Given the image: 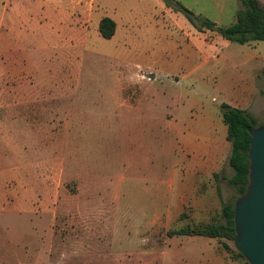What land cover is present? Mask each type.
<instances>
[{
    "label": "rangeland",
    "instance_id": "374dc122",
    "mask_svg": "<svg viewBox=\"0 0 264 264\" xmlns=\"http://www.w3.org/2000/svg\"><path fill=\"white\" fill-rule=\"evenodd\" d=\"M175 1L220 27L241 8ZM174 12L166 0H0V264H238L231 242L167 232L235 203L221 106L264 87V59ZM191 41L201 61L187 66ZM254 108L260 125L264 88Z\"/></svg>",
    "mask_w": 264,
    "mask_h": 264
},
{
    "label": "trees",
    "instance_id": "16d2710c",
    "mask_svg": "<svg viewBox=\"0 0 264 264\" xmlns=\"http://www.w3.org/2000/svg\"><path fill=\"white\" fill-rule=\"evenodd\" d=\"M166 1L167 7H175L199 32H214L222 39L240 45L264 41L263 1L239 0L241 8L236 12V21L227 27L216 26L213 21L195 15L192 11L174 0ZM98 33L102 39L110 40L115 34V22L108 17L102 18L98 24ZM221 110L222 121L226 125V140L231 146L228 164L233 170V175L227 179V182L236 190L237 199L245 193L248 185L249 161L247 159V151L251 140L248 129L261 127L264 125V122L257 125V119L253 115L227 104H223ZM217 194L221 199L218 187ZM233 217L234 203L233 205L223 203L221 213L217 218L198 224L193 228L168 231L167 235L169 237L193 235L233 243L235 236ZM233 246H229L226 243L223 244L225 251L231 254L233 261H236L238 264H249Z\"/></svg>",
    "mask_w": 264,
    "mask_h": 264
},
{
    "label": "water",
    "instance_id": "95a60500",
    "mask_svg": "<svg viewBox=\"0 0 264 264\" xmlns=\"http://www.w3.org/2000/svg\"><path fill=\"white\" fill-rule=\"evenodd\" d=\"M248 133V185L234 203L233 245L249 264H264V125Z\"/></svg>",
    "mask_w": 264,
    "mask_h": 264
},
{
    "label": "crops",
    "instance_id": "0c3cea01",
    "mask_svg": "<svg viewBox=\"0 0 264 264\" xmlns=\"http://www.w3.org/2000/svg\"><path fill=\"white\" fill-rule=\"evenodd\" d=\"M174 13H178L179 15L181 14L184 17V15L181 12H174ZM181 21L185 22L183 19H181ZM235 21H236V19H234V21L231 24L235 23ZM213 22L216 24V26H218V24L215 21H213ZM189 25L191 26V28L189 27V29H193L196 32L200 33L190 23H189ZM218 27H220V26H218ZM166 32L170 36H171L172 33H174L173 31L171 33L169 28H166ZM178 39H179V37H178ZM179 40H181V39H179ZM259 42H261V41H259ZM259 42H252V43L246 44V45H248V47L250 49V50L243 51V53H244L247 61H252L254 59H257L258 57L260 59H264V56H259V54L257 53V51H255V49L257 50V48L259 47V46H257ZM179 43L182 44L181 47L183 48V46L185 44V41L184 42L182 41V42H179ZM188 44H189L190 48L186 52H184V51L181 52L183 56L185 55L182 60L185 61V59H186L187 66L191 64L190 61H192L193 59L194 60L197 59L198 60V64H200V61H201V55H200L201 49H200V45L198 43H195L194 41H191V43L188 42ZM195 49H196V52H195ZM258 86H259V84H257L255 86L256 88H254L253 86H250V85H247V84H243L238 89V91L236 93V100L233 102V104L231 105V107L244 110V111L250 113L251 115L254 114V109H255L254 108V104H255V101H256V99L258 97H260L262 95L263 88H264V87L260 88ZM19 92L22 93V94L25 93L24 90H19ZM254 94H255V97L253 98ZM192 237H194V236H192Z\"/></svg>",
    "mask_w": 264,
    "mask_h": 264
}]
</instances>
